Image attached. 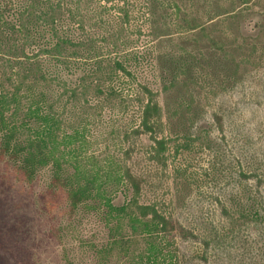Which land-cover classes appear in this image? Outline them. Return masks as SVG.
<instances>
[{"label":"rangeland","instance_id":"rangeland-1","mask_svg":"<svg viewBox=\"0 0 264 264\" xmlns=\"http://www.w3.org/2000/svg\"><path fill=\"white\" fill-rule=\"evenodd\" d=\"M96 1L99 20L124 2ZM128 1L135 46L160 50L147 81L160 92L164 133L177 143L166 168L150 161L148 136L134 134L140 104L129 85L126 101L93 116L84 155L116 156L123 171L140 177L139 202L156 204L188 229L186 239L177 237L181 264H264V223L249 218L264 213V0ZM92 111L68 105L64 118ZM16 166L0 152V264H99L96 249L108 235L98 217L72 211L63 198L43 202L50 168L27 182ZM131 192L121 191L114 203Z\"/></svg>","mask_w":264,"mask_h":264},{"label":"trees","instance_id":"trees-1","mask_svg":"<svg viewBox=\"0 0 264 264\" xmlns=\"http://www.w3.org/2000/svg\"><path fill=\"white\" fill-rule=\"evenodd\" d=\"M103 1L107 7L116 0ZM97 3L0 0V152L14 160L15 172L27 182L39 169L50 168L43 202L63 198L72 211L82 209L98 217L108 235L96 249L99 264L114 259L117 264H181L177 237L186 239L188 229L156 204L139 202L140 177L123 171L116 156L84 155L92 145L86 134L93 116L101 117L106 107L114 111L115 103L126 101L124 88L129 85L136 87L140 104L134 134L148 136L150 161L166 168L170 145L177 143L164 133L160 92L147 81L160 50L154 43L145 53L135 46L128 0L109 6L113 12H105L107 20L98 19L103 8ZM55 88L62 90L59 97L53 95ZM68 105L93 110L92 117L69 122L64 118ZM126 190L133 196L116 205L117 195ZM261 212L249 213L250 220L264 223Z\"/></svg>","mask_w":264,"mask_h":264}]
</instances>
